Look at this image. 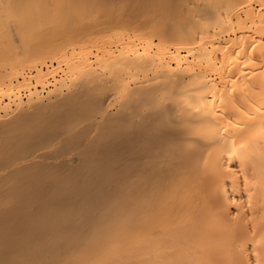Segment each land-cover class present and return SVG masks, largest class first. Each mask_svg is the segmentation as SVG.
<instances>
[{
  "label": "bare ground",
  "instance_id": "1",
  "mask_svg": "<svg viewBox=\"0 0 264 264\" xmlns=\"http://www.w3.org/2000/svg\"><path fill=\"white\" fill-rule=\"evenodd\" d=\"M0 264H264V0H0Z\"/></svg>",
  "mask_w": 264,
  "mask_h": 264
}]
</instances>
